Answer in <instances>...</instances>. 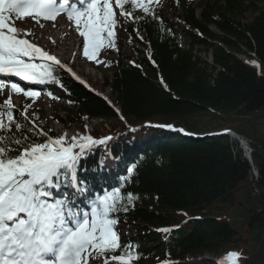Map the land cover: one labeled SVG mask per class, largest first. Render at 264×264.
<instances>
[{
	"label": "trees",
	"instance_id": "1",
	"mask_svg": "<svg viewBox=\"0 0 264 264\" xmlns=\"http://www.w3.org/2000/svg\"><path fill=\"white\" fill-rule=\"evenodd\" d=\"M186 2L170 3L172 9H181L186 24L182 34L189 41L186 47L180 44L176 28L160 13L157 15L164 23L143 19L126 23L125 34L131 42L147 48L151 61L132 46L123 60L117 58L110 76L102 77L110 105L74 82L64 81L68 100L74 102L66 106L65 120L59 119L69 125L87 124L88 134L95 137L124 129L112 107L128 124L162 117L193 132L197 126L187 117L196 112L206 111L219 121L228 118L233 122L263 109L261 0H198V14ZM135 28L139 32H134ZM168 28L170 32L165 30ZM141 35L143 40L138 38ZM196 47H201L204 59L192 54ZM240 56L258 60L263 65L262 72L258 73ZM13 114L17 121H23ZM35 123L46 131L38 120ZM213 128L238 133L221 122ZM133 137L132 143L121 139L110 146V152L118 158L112 173L92 172L102 158L98 153L87 160L86 175L89 183L97 186L115 185L119 177L126 175L127 167L136 166L124 194L132 191L139 199L127 214H120L136 228V235L129 240L133 250L141 254L135 262L145 258L156 261L228 255L243 250L247 260L235 261L231 257L234 264H264V159L254 163L255 147L251 152L254 177L237 142L226 136L195 138L158 130L138 132ZM168 226L173 228L167 233L157 231ZM173 264L211 263L200 258L196 263Z\"/></svg>",
	"mask_w": 264,
	"mask_h": 264
},
{
	"label": "snow or ice",
	"instance_id": "2",
	"mask_svg": "<svg viewBox=\"0 0 264 264\" xmlns=\"http://www.w3.org/2000/svg\"><path fill=\"white\" fill-rule=\"evenodd\" d=\"M78 3L81 7L69 0H60L59 5L56 0H0V94L3 86L9 88L7 99L0 104V264H134L141 258L132 242L121 244L117 231L119 215L127 214L139 199L132 191L124 194L136 166L127 167L126 175L119 177L115 185L97 186L89 183L86 175L90 156H104L96 161L93 173H103L108 159H118L110 152L114 137L96 138L79 132L71 137L67 133L53 137L50 129L45 131L35 123V114L29 119L30 105L20 113L23 121H17L13 114L12 94L22 93L35 103L40 92L24 90L6 77L14 76L29 84H52L68 92L62 76L68 72L84 87L89 85L56 56L32 43L27 38L32 35L30 31L20 33L10 26L12 17H28L43 27L41 20L54 21L63 12L83 38V55L89 60L103 47L116 48L117 33L128 31V22L143 19L164 23L155 11L158 0ZM138 38L143 40L142 35ZM48 95L59 99L51 91ZM153 126L187 134L171 124ZM157 231L167 233L170 229ZM228 255L235 261L247 260L243 250Z\"/></svg>",
	"mask_w": 264,
	"mask_h": 264
},
{
	"label": "rangeland",
	"instance_id": "3",
	"mask_svg": "<svg viewBox=\"0 0 264 264\" xmlns=\"http://www.w3.org/2000/svg\"><path fill=\"white\" fill-rule=\"evenodd\" d=\"M167 4H168V0H158V3H156L154 7L158 10H161L164 13V15L168 19H170L172 23L176 25V28L179 31L183 30L184 24L182 22V17H181L182 12L178 11L174 14L172 11L168 9ZM262 5H264V0H261V2L259 3V6ZM191 6L194 7L196 11L195 14H198L200 10L197 6L196 0L192 1ZM114 10L118 11V9H114ZM245 16L247 19L251 18V15L249 13H247ZM13 20H14V24L18 23V20H20V22L22 23L15 25V27L19 32L23 33L26 29H28V31L32 33V38L35 39L37 38L38 42L40 43H47L49 33L45 32V29H43L46 24H43V27H40L36 23V21L32 20L31 18H24V17L17 18L14 16ZM65 24H66L65 26H61L59 23L58 29L51 27V31H50V33L53 32L55 34L56 37L54 38H58L60 42L62 41V44L67 47L66 55L63 56V58L64 57L65 58L62 61L65 64H67V66L70 67L72 71H75L77 74L83 76L89 87L94 89L96 93H102L103 95L108 96L109 91L102 87V77L103 76L109 77L113 71L112 69L108 70L109 66H107L108 61L112 62L111 59L112 57L109 51L105 47H103L97 52L96 56L92 60H89L87 57L83 55V38L80 37L78 33L72 29L71 26H69V23L65 22ZM117 35L119 37V42L122 44L121 47L122 55L128 54V48L124 44L126 42V38L123 36L121 30L118 31ZM187 44H188V40L182 38V45L186 46ZM200 49L201 47H196L195 49H193L192 54L201 59H204L205 58L204 53ZM55 50L58 51L57 48H55ZM60 58L62 59V57ZM239 58L244 62L247 63L249 62V65L252 68H254L258 73L262 72L263 65L258 60L250 59L246 56H240ZM42 86H44V89L47 88L46 85H42ZM7 96H8L7 94L5 93L3 94L4 99H7ZM21 96H23L22 93L17 95H12V103L14 106H16L18 102L22 101ZM4 99L0 100V104L3 103ZM25 105H30V107H28L29 112H27L28 117L31 118L35 112L34 110H37L36 112H38V114L40 113L39 115L42 117L41 120L46 122L48 130L50 129L55 137H58L64 133H67V135L70 136L72 133H76L77 130L83 134L85 132L84 129L82 128H76L74 126L67 127L64 124L61 125L54 121L53 119L54 115H57L60 118H64L65 115L63 111L65 105L64 101H60V102L48 101L43 95H40L36 98L35 103H33L31 98H26L23 96V101L19 107L22 108V106L25 107ZM156 118H161V117H156ZM187 119L192 124H196L197 128L194 129L196 132L206 133L208 130L216 129L213 127L217 126L221 122L222 126L224 127L229 126L236 132L243 133V136L236 133L237 134L236 140L238 142L239 141L241 142V143L239 142L241 145H239L237 142L238 146L243 147V143L246 144L248 143L249 148L251 147L252 149L253 147H255L257 149V154L254 157L255 164H257V162L264 159V108L248 116L241 117L236 121L234 120L233 122L230 121L228 118H226L223 121H219V119L215 118L213 114L206 111L193 113L189 115ZM129 227L132 228V230H130ZM129 227L127 228L125 223H122L121 225L119 224L117 226V231H119L122 234L126 233L125 229L134 231V228L131 225H129ZM131 234L133 233L131 232ZM244 249L246 250V248ZM204 258L205 260L209 261L211 257L207 254H204Z\"/></svg>",
	"mask_w": 264,
	"mask_h": 264
},
{
	"label": "bare ground",
	"instance_id": "4",
	"mask_svg": "<svg viewBox=\"0 0 264 264\" xmlns=\"http://www.w3.org/2000/svg\"><path fill=\"white\" fill-rule=\"evenodd\" d=\"M47 24H49V25H46L43 28V29H45V32L49 33V36H48V39H47V43H39L38 39L36 38L35 39L36 45L41 47L43 50L48 51L49 54L56 56L60 60H63L65 58V57L63 58V56H65L66 52H67V47L64 46L62 44V41L60 42V40L58 38H54L56 36H55V34L53 32L50 33L51 27H54L55 29H58V22L55 19L54 21L49 22ZM26 30H28V29H26ZM55 48H57V50L59 52L56 51ZM60 57H62V59ZM72 134H76V133H72Z\"/></svg>",
	"mask_w": 264,
	"mask_h": 264
},
{
	"label": "built area",
	"instance_id": "5",
	"mask_svg": "<svg viewBox=\"0 0 264 264\" xmlns=\"http://www.w3.org/2000/svg\"><path fill=\"white\" fill-rule=\"evenodd\" d=\"M244 146H245V148H246L247 152H249V149H247V147H246V145H245V144H244Z\"/></svg>",
	"mask_w": 264,
	"mask_h": 264
}]
</instances>
